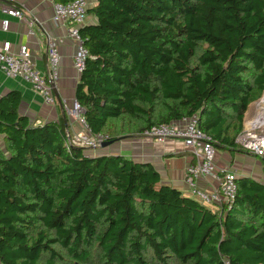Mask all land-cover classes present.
<instances>
[{
  "label": "trees",
  "instance_id": "obj_1",
  "mask_svg": "<svg viewBox=\"0 0 264 264\" xmlns=\"http://www.w3.org/2000/svg\"><path fill=\"white\" fill-rule=\"evenodd\" d=\"M88 13L75 99L91 134L114 143L196 115L216 150L245 152L264 0H96ZM19 101L0 98L1 264H264V183L236 177L229 207L204 204L147 162L67 145V115L33 123Z\"/></svg>",
  "mask_w": 264,
  "mask_h": 264
},
{
  "label": "crops",
  "instance_id": "obj_2",
  "mask_svg": "<svg viewBox=\"0 0 264 264\" xmlns=\"http://www.w3.org/2000/svg\"><path fill=\"white\" fill-rule=\"evenodd\" d=\"M92 6L96 0H88ZM55 0H0L1 5H10L20 8L26 21L7 16L0 10V45L3 41L11 43L12 50L26 44L30 51V57L37 70L43 75L47 74L48 61L46 57L47 38L63 37L59 45L60 71L59 78L51 84L56 102L53 105L45 104L41 97L33 92L30 85L19 78H8L0 71V98L8 94H18L20 101L18 111L27 116L33 123H42L49 120H58L66 115L63 111L64 104H71L75 99V86L79 75L73 68L72 56L74 42L67 38L66 26L56 23L52 19V3ZM9 19L6 30L2 28V20ZM28 22H31L29 25ZM96 22V17L87 14L85 23ZM47 78V77H46ZM68 130L76 133L81 130L77 120L67 116ZM0 144L2 137L0 135ZM101 146V145H100ZM102 147V146H101ZM105 153H121L136 161L151 164L160 174L161 181L170 184L187 193V187L183 181L185 167L194 162L193 156L182 141L168 139L157 142L144 136L126 134L119 136L114 143L102 147ZM255 155L227 148L216 150L215 163L217 167H229L237 178H252L264 183V168ZM200 188H210L215 183L210 178H202L197 181Z\"/></svg>",
  "mask_w": 264,
  "mask_h": 264
},
{
  "label": "built area",
  "instance_id": "obj_3",
  "mask_svg": "<svg viewBox=\"0 0 264 264\" xmlns=\"http://www.w3.org/2000/svg\"><path fill=\"white\" fill-rule=\"evenodd\" d=\"M89 5L88 0H71L66 3L55 1L52 3L53 21L65 25V36L74 42L72 65L78 75L83 71L88 58V51L79 33V28L86 21ZM0 10L7 16L26 21V16L20 8L0 4ZM27 23L31 24L28 21ZM8 25L9 19L4 18L2 28L6 30ZM62 42L63 37L49 36L47 38L46 57L48 68L47 74L43 75L31 60L30 51L26 44L19 45L17 50L14 51L9 41H3L0 45V71L8 78H19L28 83L33 92L39 95L45 104L53 105L56 99L52 86L48 81L55 83L60 76V53L58 48ZM263 97L260 98L257 106L263 101ZM63 111L67 116L77 120L87 128L83 117V108L76 99L71 104H64ZM142 136L157 142L168 139L182 141L184 146L190 150L194 159V162H190L184 170L183 181L187 187V194L204 204L230 206L237 191L236 175L229 167L216 166V149L213 140L199 127L196 115L184 117L177 121L152 125L143 131ZM94 137L98 145H101L105 138L102 135H94ZM235 142L241 149L256 157L264 156V133L257 132L255 127L247 128L243 123V128L236 136ZM68 144L77 145L74 140H70L67 133ZM202 178H210L214 181L215 186L207 189L200 188L197 181Z\"/></svg>",
  "mask_w": 264,
  "mask_h": 264
},
{
  "label": "rangeland",
  "instance_id": "obj_4",
  "mask_svg": "<svg viewBox=\"0 0 264 264\" xmlns=\"http://www.w3.org/2000/svg\"><path fill=\"white\" fill-rule=\"evenodd\" d=\"M263 95H264V91L261 93V95L258 98L250 102L247 110L244 113V120H243L244 126H246V121H249L251 119L254 120V115L256 114V111L258 110L257 109L258 101ZM254 125H255L254 127L257 130V132L264 133V124H261L258 121L254 123ZM79 126L81 130L76 133H73L72 131L68 130L70 140H74L77 145H85V146L93 147V145L96 144L97 142L94 135L91 134L90 131L87 128H85L81 123L79 124ZM102 151H107V150L105 149L102 150L99 148L94 150L95 153H99Z\"/></svg>",
  "mask_w": 264,
  "mask_h": 264
},
{
  "label": "bare ground",
  "instance_id": "obj_5",
  "mask_svg": "<svg viewBox=\"0 0 264 264\" xmlns=\"http://www.w3.org/2000/svg\"><path fill=\"white\" fill-rule=\"evenodd\" d=\"M257 109L258 110L256 111V114L254 115V120L251 119L249 121H246L247 128H253L255 126L254 123L258 121L259 123L264 124V97H263V101L259 104Z\"/></svg>",
  "mask_w": 264,
  "mask_h": 264
},
{
  "label": "water",
  "instance_id": "obj_6",
  "mask_svg": "<svg viewBox=\"0 0 264 264\" xmlns=\"http://www.w3.org/2000/svg\"><path fill=\"white\" fill-rule=\"evenodd\" d=\"M53 84V83H52ZM110 144H112V141H103L102 143H101V146L102 147H105V146H108V145H110Z\"/></svg>",
  "mask_w": 264,
  "mask_h": 264
}]
</instances>
